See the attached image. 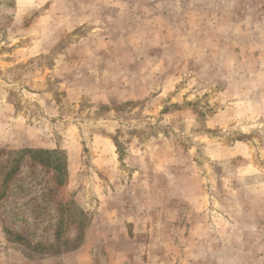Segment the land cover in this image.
I'll use <instances>...</instances> for the list:
<instances>
[{
	"label": "rangeland",
	"instance_id": "rangeland-1",
	"mask_svg": "<svg viewBox=\"0 0 264 264\" xmlns=\"http://www.w3.org/2000/svg\"><path fill=\"white\" fill-rule=\"evenodd\" d=\"M251 1H211L229 24L219 14L196 22L187 42L154 0H0L2 259L75 264L71 251L85 245L101 200L147 202L152 218L159 204L201 205L208 219L261 238L264 47L254 42L264 37V2ZM229 34L240 49L226 50ZM167 37L179 49L163 47ZM224 189L242 211L224 212L233 203L220 199ZM158 245L147 260L163 254L170 264Z\"/></svg>",
	"mask_w": 264,
	"mask_h": 264
},
{
	"label": "crops",
	"instance_id": "crops-1",
	"mask_svg": "<svg viewBox=\"0 0 264 264\" xmlns=\"http://www.w3.org/2000/svg\"><path fill=\"white\" fill-rule=\"evenodd\" d=\"M154 1L157 13L162 17L165 16L166 22L169 19L171 20L173 33L177 31V34L183 36L181 40H186L187 42L191 40L194 32L193 25L196 22L206 27L205 24L211 22L219 14L226 20L225 26L229 24L226 16L228 12L219 8L218 13H213L212 7L217 6L218 2L221 4L220 0H209L208 3H205L207 0H204V2L203 0ZM211 1H217L215 2L217 5L213 6ZM231 1L232 4L239 2V0ZM138 2L143 3L144 1ZM251 2V9H254L257 3L264 2V0H253ZM162 4H166V12H160L162 8L159 7ZM185 13L187 18L184 16ZM254 26L255 24L253 23L252 28ZM226 33L228 34V31ZM229 35L231 37L225 42L226 50L240 49L238 38L236 39L237 42H235L234 34ZM175 39L170 37L165 38L163 47L171 45L172 47L178 48ZM193 41L195 40L193 39ZM254 44L264 47V37L259 38ZM191 48L193 49L194 46L188 45L186 49L189 51ZM238 81L240 80L238 79ZM248 96L251 97L250 95ZM232 153L227 154L225 157H234L235 154ZM226 197H229L233 201V203L227 205H223L222 203L223 206L221 205V207L226 214L229 215L234 211H242L244 205L239 202L238 196L233 198L231 192H227L225 189L220 190V199L223 200ZM200 206H193L191 204H159L157 208L160 207L161 214L156 218H152L149 212L152 208L147 202H143L134 207L126 205L122 209H119L113 206H107L101 200L97 205V210L100 213L99 218L98 220H94L90 226L91 228L87 230L83 242L85 245L81 244L76 247L71 251L72 254L70 255H74L78 260L75 264H151V261L147 260V247L155 241L159 244V250L165 253L170 264H264V231L263 235H260L261 238H258V234H252L254 231H251V235L249 234V236L255 237L252 238L254 239L252 241L246 236L243 227L236 225L234 229L230 220L226 222L219 219L210 220L206 217L204 210ZM181 211L184 213L183 218H181ZM256 216H258L257 220L259 221V215L256 214ZM258 224H255V226H258ZM121 227L127 228L128 231L122 233L120 230ZM155 227L156 233L154 239L149 234H143L147 229L149 231V228L154 229ZM136 229H138V232H142L140 238L143 241V247L137 239L139 236L133 234V231ZM229 240L232 248L228 252H219L218 249L220 247L213 250L215 246L226 245ZM119 242L121 245H118ZM248 242L252 244L255 242L257 246L250 250L247 248L244 249V244ZM109 243H114L117 249L114 246L113 253H104ZM259 244H262L261 247ZM91 252L92 254L94 252V254L92 255ZM96 254L100 255L99 258L93 257ZM112 255L117 257L114 258ZM102 256H104L103 259H101ZM62 257V255L51 257L49 259L53 261L48 262V264H64L60 263L63 262L62 259L64 258ZM156 260L157 264H165L163 254L157 256ZM34 263L37 262H32V260L23 262V264ZM0 264L15 263L0 257Z\"/></svg>",
	"mask_w": 264,
	"mask_h": 264
}]
</instances>
